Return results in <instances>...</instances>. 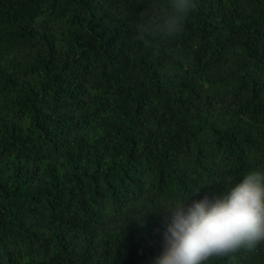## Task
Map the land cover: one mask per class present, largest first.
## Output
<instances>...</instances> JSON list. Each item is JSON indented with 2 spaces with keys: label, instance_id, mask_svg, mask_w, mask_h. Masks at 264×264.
I'll return each mask as SVG.
<instances>
[{
  "label": "trees",
  "instance_id": "16d2710c",
  "mask_svg": "<svg viewBox=\"0 0 264 264\" xmlns=\"http://www.w3.org/2000/svg\"><path fill=\"white\" fill-rule=\"evenodd\" d=\"M167 7L0 0V264H157L162 204L264 174V0H193L141 39Z\"/></svg>",
  "mask_w": 264,
  "mask_h": 264
},
{
  "label": "clouds",
  "instance_id": "9594fccd",
  "mask_svg": "<svg viewBox=\"0 0 264 264\" xmlns=\"http://www.w3.org/2000/svg\"><path fill=\"white\" fill-rule=\"evenodd\" d=\"M192 7L193 0H168L158 16L146 10L137 23L139 37L176 36ZM187 197L161 205L167 227L157 264H204L264 242V174L248 172L213 200L186 205Z\"/></svg>",
  "mask_w": 264,
  "mask_h": 264
}]
</instances>
